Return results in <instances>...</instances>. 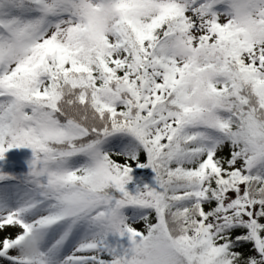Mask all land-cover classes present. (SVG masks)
<instances>
[{
    "label": "snow or ice",
    "instance_id": "obj_1",
    "mask_svg": "<svg viewBox=\"0 0 264 264\" xmlns=\"http://www.w3.org/2000/svg\"><path fill=\"white\" fill-rule=\"evenodd\" d=\"M0 264H264V0H0Z\"/></svg>",
    "mask_w": 264,
    "mask_h": 264
}]
</instances>
